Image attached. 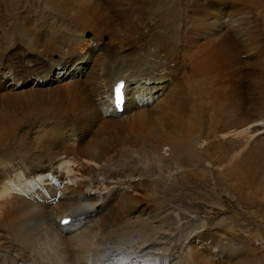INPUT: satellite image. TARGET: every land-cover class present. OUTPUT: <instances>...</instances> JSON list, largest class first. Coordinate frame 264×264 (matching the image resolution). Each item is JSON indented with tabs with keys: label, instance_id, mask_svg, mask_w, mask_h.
Here are the masks:
<instances>
[{
	"label": "bare ground",
	"instance_id": "obj_1",
	"mask_svg": "<svg viewBox=\"0 0 264 264\" xmlns=\"http://www.w3.org/2000/svg\"><path fill=\"white\" fill-rule=\"evenodd\" d=\"M27 1L32 6V15L26 18L34 21L37 27L30 35L35 38H29L35 48L29 51V59L38 48L42 49L36 52L37 55L45 52L57 54L59 51L60 65L72 61L74 53L80 54L81 58L86 56L81 52L88 48V41L79 38L77 26L64 27L65 24L61 23L71 14L70 5L77 0ZM200 1L204 0H117L121 10L128 12L125 14L128 20L134 18L137 24L141 22L149 27L150 34L145 35L144 40L153 48L149 49L150 55L143 50L144 55L137 51L133 59L115 57L108 60L106 57L111 59L110 54L104 57L95 53L93 58L99 67L98 72L94 65L87 73L88 79L97 80L93 82V88L83 87L73 93L75 82L62 77L57 81L60 84V87L56 86L57 92H52L51 98H41L42 124L29 140L0 155V264L192 263L194 245L201 235L194 234L195 231L186 232L180 238L179 224L170 223L173 206L154 210L152 205L151 210L152 206L141 205L139 197L143 193L153 194L150 190L152 181H148L143 164L128 165V156L136 155L139 161L149 164L157 156L160 159L159 151L165 153L164 148L168 147L170 158L167 163L172 169L190 160L202 163L206 160H202L203 155L208 157L207 153L197 150L200 138L208 141L211 137L207 111L201 112L193 101L202 93H210L213 81L210 77L219 76L221 70L230 67L240 50L238 45L241 50L246 45L248 47L241 31L247 33L245 41L255 40L253 31H246L255 25L253 20L245 17L229 18L227 32L234 40L225 36L213 38L225 28V12L210 14L204 4L193 9L191 3ZM0 4L3 6V1L0 0ZM42 8L44 16L34 12ZM77 17L72 21L76 22ZM212 22L215 28L209 33ZM58 33L61 34L57 38L55 35L50 37ZM129 37L136 38L135 35ZM200 38L205 39L201 45L198 44ZM42 41L47 43L46 47ZM182 42L183 46H180ZM187 44L191 45L185 46ZM38 57L32 59L36 66L40 64ZM186 60L189 61L191 79L186 80L187 75L184 76V89L179 92L181 83L177 76L180 74L174 73V69L184 67L180 65ZM255 67L264 71V65ZM67 80L71 82L67 83ZM117 81L124 82L122 114L113 104ZM168 83H171V91L165 94L169 90ZM100 89L106 95L104 102L97 104L90 94ZM187 91H190V98ZM144 92L150 99L146 95L141 97ZM62 95L66 98L58 103ZM74 95L79 98L78 102L74 103V98H70ZM224 95L219 97L220 100L225 99ZM151 102L152 107L146 109ZM131 111L134 112L131 114ZM83 112L86 121L82 120V128L81 122L75 124L73 115ZM125 113L131 115L126 118ZM52 115L54 120L48 122L46 117ZM255 122L249 119L230 123L220 133L216 130V134H212L227 138V146L230 145L228 148L231 149L226 152L231 165L233 160L239 159L237 157L245 145L251 143L264 150V122L258 123L259 126ZM128 131L133 135L131 139L125 137ZM185 173L192 174L190 171ZM206 177L207 174L202 173L201 184L206 182ZM94 184L101 185L98 188L104 192L99 193L102 195L92 193V188L98 190ZM65 217L70 218L69 222L61 224ZM210 263L209 257L202 256L194 264Z\"/></svg>",
	"mask_w": 264,
	"mask_h": 264
},
{
	"label": "rangeland",
	"instance_id": "obj_2",
	"mask_svg": "<svg viewBox=\"0 0 264 264\" xmlns=\"http://www.w3.org/2000/svg\"><path fill=\"white\" fill-rule=\"evenodd\" d=\"M1 1L4 4L3 6L0 4V155L12 146L21 145L27 139L29 140L30 135L36 128H39L42 124L40 117L42 109L39 105H41L42 99L51 98L52 92H57L56 86L60 87L57 81L62 77H69L75 82L73 93H77L83 87L93 88V82H97V80L88 79L87 73L92 69V66L93 68L96 66L94 69L98 72L99 67L95 58H93L96 56L95 53H100L104 57L110 54L111 59L106 57L108 60H114L115 57L133 59L136 57L135 53L137 51L144 55L143 50H146L148 51L147 54L150 55L149 49H153L144 40L145 35L150 34L148 32L149 27L144 26L141 22L137 24L134 18L128 20L129 18H126L128 12L121 10L117 0H77L74 5H70L71 14L67 15L68 17L66 16L68 20L65 17L62 19V16L60 18L62 19L61 23L66 25L64 27L76 25L78 28L76 33L79 34V38L88 41L86 42L88 48L81 52L86 56L81 58L80 54L74 53L72 61L69 60L67 63L60 65L59 51H57V54L45 52L44 55L41 53L37 55L36 52L42 49L37 47L38 49L35 50L36 52L32 56V59L36 56L40 58L38 59L40 64L36 66L32 59H29V51L35 49L30 41L35 36L30 37V35L34 34L37 28L34 21L26 18L32 15L30 2L27 0ZM191 4L193 9L200 4H204L210 14L214 11H218L219 14L225 12L223 16L226 21L225 28H221V30L223 29L222 32L215 37L213 36V38L225 36L230 40H234L227 32L229 30L227 28L230 26L229 18L236 19L240 17L243 19L245 17L254 21L255 27L246 31L248 33H250V30L253 31L252 34L255 40L250 41L247 39L245 41L248 38L247 33L245 34L244 30L241 31L244 34H242V37L244 36L242 39H245L244 43H249L248 47L246 45L244 50H241V46L238 45L241 52L239 50L230 67L228 66L224 71L221 70L219 76H212V79L210 77V80H213L211 81L212 85H210L211 89H209V91L211 90L210 93H202L198 98L199 100L197 99L198 101H193L197 109H202L201 112L207 111L209 120L211 137L209 136L208 141L200 138L197 149L200 153L208 154V157L203 155L202 160L205 158L206 160L202 163L192 160L188 161L189 163L186 161L181 163L180 167L172 169V166H168L167 163L170 153L168 147H165V153L161 151L158 153L164 160L159 159L157 156L155 160L146 164L141 159L139 161L136 155L130 154L128 165L143 164L148 181L149 179L152 181V184H150V190H153L152 198L150 195L143 193L144 196L139 197L142 206L149 207L153 205L155 208L152 206L151 210L153 208L154 210H165L166 207L171 205L174 208V215L170 223H174L175 226L179 224L180 231H182L180 238L184 234L186 235V232L195 231L194 234L201 235V238L194 245V263H197L200 257L207 256L210 258V264H264V160L262 159L264 150L255 145L252 146L251 143V145H245L244 150H241L242 153L240 152L237 157L239 159L233 160V165H231L232 162L229 163L227 158L231 149L228 148L231 147L230 145L227 146L229 144L227 138L223 139L212 135L220 133L223 127L230 123L235 124L251 119V121L255 120V123L259 126L258 123L264 122V71L255 67V65H264V0H204ZM34 12H39L38 14L44 16L43 8L41 11ZM76 16H78V20L76 22L72 21ZM149 24L151 27L152 23L149 22ZM214 26L212 22L209 33L215 28ZM152 28L154 27L152 26ZM60 34H51L50 37L55 35V38H57ZM130 35H135L136 38L129 37L128 39ZM205 36L207 35H203V37ZM200 39L198 44L201 45L205 39ZM43 43L46 47L47 43ZM180 44V46H183V42ZM26 47L27 49H25ZM48 58L51 59V62L48 61ZM150 58L151 56L148 57V60ZM183 65L184 67L174 69V73L179 72L180 74L177 76L178 82L181 83L179 92L183 91L185 79L187 80L191 75L189 61L186 60L185 64L180 66ZM231 70L235 73L232 74ZM227 76H230V78ZM68 82L71 81L67 80ZM167 86L169 90L165 94H169L171 91V83H168ZM200 89L202 90V88ZM99 91L90 94L94 103L97 102V104L103 103L106 95L102 92V89ZM213 91L214 93H212ZM189 94L190 91H187L188 98H190ZM223 94H225V99L220 100ZM144 95L150 99L145 92L142 93L141 97ZM65 98L62 95L61 98H58V103ZM70 98H74V103L79 101V98L75 95ZM152 104L151 102L145 108L152 107ZM206 105L207 107H205ZM134 111L130 113L132 114ZM84 113L81 114L83 116L73 115L75 124L81 122L82 128L84 124L82 120H85ZM122 113L120 111V114ZM131 114L125 113L123 115L127 118ZM46 118L48 122L54 120L53 115ZM76 119L81 121L78 123ZM125 137L131 139L133 135L128 131ZM160 164L163 166L161 170L159 169ZM188 171L192 173L191 176L185 173ZM202 173H206L208 177H206L204 184L200 183ZM186 175L188 176L187 180H184ZM94 186L95 188L101 187L98 184H94ZM101 190V188H98L97 191L94 188L91 189L92 193L98 195L104 193ZM134 239L137 243V236ZM193 261L191 264H194Z\"/></svg>",
	"mask_w": 264,
	"mask_h": 264
},
{
	"label": "snow or ice",
	"instance_id": "obj_3",
	"mask_svg": "<svg viewBox=\"0 0 264 264\" xmlns=\"http://www.w3.org/2000/svg\"><path fill=\"white\" fill-rule=\"evenodd\" d=\"M123 88H124L123 83H120L116 86L114 90L115 91V102H116L117 108H120L122 104L124 103ZM67 222L68 221H64V223H67Z\"/></svg>",
	"mask_w": 264,
	"mask_h": 264
}]
</instances>
